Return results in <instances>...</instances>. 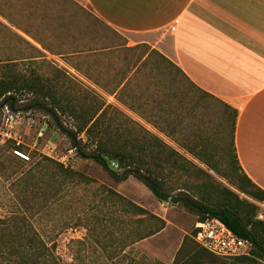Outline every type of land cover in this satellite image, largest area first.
I'll use <instances>...</instances> for the list:
<instances>
[{
    "label": "rangeland",
    "instance_id": "obj_1",
    "mask_svg": "<svg viewBox=\"0 0 264 264\" xmlns=\"http://www.w3.org/2000/svg\"><path fill=\"white\" fill-rule=\"evenodd\" d=\"M82 2L0 0V13L5 17L0 16V61L39 55L11 31L23 36L19 30L8 24L9 20L16 27L30 29L41 36L43 27L50 26L51 32L56 35L52 43L62 53L44 52L42 58L34 63L22 60V69L32 65L44 76H52L57 68L61 75L67 77L62 79L64 83L60 86L69 103L87 107L110 105L99 126L102 136L109 134L116 139L139 137L142 132L136 126L131 130L126 118H132L133 109L143 115H148L151 111L149 121L154 124L150 126L166 137L174 132L172 138H176L164 140L160 137V140L191 160L196 168L209 174L213 181L222 183L253 202L258 207L257 215L262 213L264 216V201L246 197L227 179V175L233 174L230 125L222 103L214 97L193 90L172 63L159 59L157 55H153L152 60L146 62L142 70L129 78L124 89L113 93L116 82L121 76L123 78L129 74L131 65L138 62L148 46L142 44L116 49L117 46L125 44L123 37L115 30L101 25L82 7ZM99 36L101 43L96 41ZM100 47L108 49L102 52V56L89 53L85 59L83 54H68L70 50L82 52ZM85 74L92 75V81L95 80L105 88L103 93L97 90L98 86H91L86 82ZM18 98L12 109L0 105V217L9 210L27 211L20 199L13 194L12 181L19 176L21 170L42 156L60 162L59 158L72 147L70 138L63 129L73 132L76 130L77 121L67 114L59 115L58 120H55L39 108H28L31 98L29 95L23 94ZM188 107L191 109L187 110ZM138 124L156 135L145 124ZM105 126L107 132L104 133ZM77 136L81 138L82 148L87 152L92 151L91 140H86L83 133ZM185 137L192 139H183ZM17 146H21V149ZM15 150L28 156V159L17 155ZM192 152L200 156L202 161L195 158ZM207 163L214 165L226 176L217 174L215 168L209 167ZM12 166L17 168V173L12 174ZM66 166L81 172L92 181L71 188L69 195L54 201L50 209L39 215L30 211L35 228L48 245H54V254L61 264H114V260L106 256L107 251L115 247L123 248L131 243L139 216L130 208L125 212L117 197L111 199L105 195L106 189L113 190L165 219L166 227L163 230L134 244V249L145 252L149 258L160 264L165 263L153 253L160 254L164 260L174 255L178 263L182 261L188 264L185 252L189 247L197 245L192 238V230L198 220L196 215L177 203L159 201L149 188L132 175L122 181L114 180L93 159L79 157L76 153L68 157ZM164 170L170 187H179L172 195L181 191L192 198H198V188L206 180L205 176L195 168L193 174L187 175L178 170H174V173L167 168ZM40 198L41 196L38 199ZM27 214L30 216L28 211ZM124 234L128 235L125 240ZM194 256L198 262L204 264H234L233 257H215L210 261L197 253ZM258 264H264V261L260 260Z\"/></svg>",
    "mask_w": 264,
    "mask_h": 264
},
{
    "label": "trees",
    "instance_id": "obj_2",
    "mask_svg": "<svg viewBox=\"0 0 264 264\" xmlns=\"http://www.w3.org/2000/svg\"><path fill=\"white\" fill-rule=\"evenodd\" d=\"M9 22L16 27L14 22L11 20ZM11 31L21 37L38 54H42L16 31ZM37 57L39 55L0 61V105H7L12 109L18 97L26 94L31 97L28 108H39L55 120H58L59 115L67 114L77 121L76 130L73 132L63 129V131L70 138L71 145L77 147L79 157L93 159L116 181L125 180L130 175L134 176L149 188L159 201L170 200L177 203L186 211L196 215L197 221L209 216L218 217L238 237L252 242L250 254L233 257L234 264H258L260 260L264 261V221L257 219L258 207L253 202L241 197L239 193L222 183L213 181L209 174L196 168L191 160L130 118H126V123L131 130L135 126L138 127L142 132L139 137L116 139L109 134L100 135L99 126L110 105L102 107L103 105L99 104L87 107L69 103L60 86L67 77L64 74L62 76L60 70L55 68L52 76H44L32 65L26 69L20 67L22 60L34 63ZM204 95L209 96L205 92ZM222 105L226 109L230 125L233 174L227 175V179L238 192L246 197L264 201V190L241 170L234 151L233 130L236 112L226 104L222 103ZM103 130L104 133L107 132L106 126ZM79 133H83L86 140H91L92 151L87 152L85 148H82L81 138L77 136ZM17 148L21 149V146ZM192 155L202 161L200 156L193 152ZM111 162L117 164V167L113 168ZM207 165L215 168L217 174L226 176L214 165L208 163ZM166 168L172 173L178 170L186 175L193 174L195 168L198 173L205 176L206 180L198 188V198H192L181 191L172 195V192L179 187H170L165 177L164 169ZM11 169L12 174L17 173V168L12 166ZM18 175L12 181L13 194L20 199V203L27 209L30 216L26 210L14 209L0 217V264H61L54 254V245H48L35 228L31 219L32 214L39 215L47 211L54 201L69 195L71 188L78 184H87L92 180L81 172L47 156L35 160ZM39 195L40 199H38ZM105 195L111 199L117 197L123 204L125 212L130 208L139 216L137 227L132 233L131 243L153 235L164 227V220L160 217L113 190L106 189ZM193 233L194 228L192 235ZM127 237L128 235L124 234L123 240ZM202 250L197 252V255L204 259L213 261L215 257H218L203 248ZM174 260L176 261V258Z\"/></svg>",
    "mask_w": 264,
    "mask_h": 264
},
{
    "label": "crops",
    "instance_id": "obj_3",
    "mask_svg": "<svg viewBox=\"0 0 264 264\" xmlns=\"http://www.w3.org/2000/svg\"><path fill=\"white\" fill-rule=\"evenodd\" d=\"M82 1V7L94 19L123 37L125 44L116 49L142 44L148 46L138 62L131 65L129 74L123 78L121 76L116 82L113 93L124 89L129 78L142 70L153 55L172 63L193 90L205 92L235 110L233 142L239 166L249 179L264 190V0ZM16 29L42 53L37 60L42 58L44 52L62 53L52 43L56 35L51 32L50 26L43 27L42 36L30 29ZM96 41L101 43V36ZM107 50L102 47L82 52L70 50L68 54H83L86 59L89 53L102 56V52ZM84 76L89 85L98 86L97 90L103 93L105 88L92 81V75ZM178 103L181 105V102ZM136 111H132V120L145 124L158 138L176 139L172 138L174 132L166 137L150 126L154 124L149 121L151 111L148 115ZM165 227L164 223L161 230ZM139 241L108 250L106 256L113 259L114 264H153V261L160 264L145 252L134 249L133 245ZM202 251L198 244L189 247L184 255L186 262L204 264L194 256ZM153 255L165 264L184 263L175 261L174 255L166 260L158 253Z\"/></svg>",
    "mask_w": 264,
    "mask_h": 264
},
{
    "label": "built area",
    "instance_id": "obj_4",
    "mask_svg": "<svg viewBox=\"0 0 264 264\" xmlns=\"http://www.w3.org/2000/svg\"><path fill=\"white\" fill-rule=\"evenodd\" d=\"M15 153L24 159H28V156L23 155L18 150H15ZM76 153L77 147L72 146L67 150V154L59 158V161L66 165L68 157ZM111 166L116 168L117 164L111 162ZM169 201H164V203ZM256 217L264 221L262 213ZM192 238L200 247L218 257L232 258L249 255L252 248L251 241L238 237L216 216H209L196 221Z\"/></svg>",
    "mask_w": 264,
    "mask_h": 264
},
{
    "label": "water",
    "instance_id": "obj_5",
    "mask_svg": "<svg viewBox=\"0 0 264 264\" xmlns=\"http://www.w3.org/2000/svg\"><path fill=\"white\" fill-rule=\"evenodd\" d=\"M10 25V23H8Z\"/></svg>",
    "mask_w": 264,
    "mask_h": 264
}]
</instances>
